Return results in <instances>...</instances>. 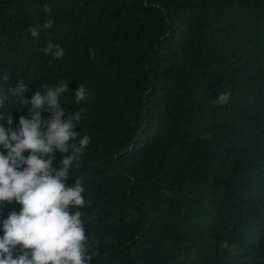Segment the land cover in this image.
<instances>
[{"label": "trees", "instance_id": "16d2710c", "mask_svg": "<svg viewBox=\"0 0 264 264\" xmlns=\"http://www.w3.org/2000/svg\"><path fill=\"white\" fill-rule=\"evenodd\" d=\"M20 79L83 109L92 264H264V0H0V91Z\"/></svg>", "mask_w": 264, "mask_h": 264}, {"label": "clouds", "instance_id": "9594fccd", "mask_svg": "<svg viewBox=\"0 0 264 264\" xmlns=\"http://www.w3.org/2000/svg\"><path fill=\"white\" fill-rule=\"evenodd\" d=\"M30 34L38 38L40 30L34 27ZM43 51L55 58L65 54L51 40ZM28 84L20 79L0 91V109H5L0 120L7 123H0V210L13 201L20 205L0 219V264H92L80 211L86 204L85 186L76 177L66 184L73 163L91 142L89 135L74 131L83 109L69 111L62 103L69 83L49 84L45 91L41 84L30 98L25 95ZM87 96L79 84L75 104ZM227 99V94L219 97L222 103ZM11 107H27L29 115L14 125ZM57 151L62 154L58 166L53 164Z\"/></svg>", "mask_w": 264, "mask_h": 264}]
</instances>
